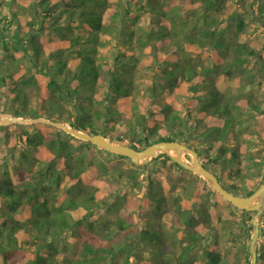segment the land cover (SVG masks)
I'll return each instance as SVG.
<instances>
[{"label":"trees","instance_id":"1","mask_svg":"<svg viewBox=\"0 0 264 264\" xmlns=\"http://www.w3.org/2000/svg\"><path fill=\"white\" fill-rule=\"evenodd\" d=\"M225 1L0 0V111L58 120L134 148L182 142L198 152L225 189L247 196L261 184L264 170L255 186L244 189L248 175L231 166L245 154L251 171L264 167V157L249 152L264 146V98L233 99L225 93L238 77L247 94L256 84L264 96V42L241 40L248 21H261L264 31V0H238L241 6L224 26ZM192 10L197 16L190 25ZM126 21L136 38L127 36ZM201 52L210 66L193 61ZM150 66L155 68L151 81L140 90L137 74ZM31 90L37 92V106L27 109ZM136 93L144 97L141 104ZM246 113L255 128L248 152L238 146V132L248 125ZM115 125L125 134L112 136ZM203 125L194 135V127ZM14 127L26 149L0 170V264H196L193 250L200 248L202 232L210 231L217 241L212 224L221 219L220 206L231 205L211 187L194 175L193 183L180 185L170 197L165 191L176 186L166 168L161 169L165 179L139 175L138 169L159 158L163 166L168 161L185 170L168 156L159 154L132 170L112 168L101 157L108 151L52 125ZM190 135L201 138L199 148L189 143ZM121 176L143 195L128 215L113 216L133 205L111 186ZM168 199L174 209L165 206ZM76 209L83 213L73 218L70 211ZM237 211V227L230 232L237 252L228 256L204 248L197 264L249 263L254 212ZM145 215L154 221L162 217L170 229L145 226ZM256 264H264V236Z\"/></svg>","mask_w":264,"mask_h":264},{"label":"rangeland","instance_id":"2","mask_svg":"<svg viewBox=\"0 0 264 264\" xmlns=\"http://www.w3.org/2000/svg\"><path fill=\"white\" fill-rule=\"evenodd\" d=\"M198 1L199 0H194L195 3H197ZM240 3L241 2H238V0H226L225 1V5L222 11V18H223L222 25L226 26L228 23L231 22L229 17L233 12L236 11L235 9H237L238 6H241ZM196 16L197 15L195 14L194 10L190 11V18L188 19L189 20L188 22L190 23V25L193 24V21H195ZM134 28L135 27L133 25H130L127 21L123 25V29L130 30L127 36H133V39L136 38V34H137ZM188 35H190V32H188ZM104 39H105L104 37L101 38L102 41ZM250 39L251 41H257L258 43L264 42V31H263V26H261V21L257 23L253 21H248L245 33L243 37H241V40L244 41V40H250ZM109 41L112 44L116 42L115 38L113 37L110 38ZM136 53H138L137 50H136ZM142 55L147 57L146 53H142ZM196 58L199 59V61L203 62L205 65H209V66L211 65V60L209 59L208 55L204 52H201L199 56L193 54V61H196ZM154 71H155L154 67H151V66L143 67L140 70V72L137 74L136 84L138 85L140 90H145V88L148 86L149 82L151 81V77L153 76ZM216 80L219 81L220 78L217 77ZM31 91L32 93L28 95L30 97V100H29V105L27 109H32L37 106L36 101H35L37 92L34 90H31ZM253 91H254L253 94H247L248 93L247 89L243 87V80L239 79L238 77H234L233 79L229 81V84L226 87L225 94H227L229 97L233 99L244 98V97L250 96V98L253 97L255 101H263L262 98H264V96L261 95V92H258L256 90V84H254ZM164 96H160L159 98H157V101L161 102L164 99ZM135 101H137L138 104H141L144 101L143 95L136 93ZM12 106L15 107L17 106V104H14ZM1 112L9 113L7 111H1ZM63 113H64L63 117H65L66 113L64 111ZM248 116H249V113H246L245 119L248 120L246 122L248 123V125L247 124L244 125L245 126V130L243 129L244 133L238 132V142H239L238 146H240L241 144L245 152L249 151V148L246 145L247 139L252 137L253 134L255 133V128L253 124L251 123L252 121H249ZM24 118H31V117H24ZM14 125L15 124H10L7 126H0V127H7L5 129H0V170L4 168V162H7L8 164H10L12 160L13 161L17 160L20 153L22 152V149L23 150L26 149L25 147L26 145L23 142L24 137L23 138L18 137L16 133V128L14 127ZM203 128H204V125L197 127V128L194 127V132H195L194 135H196L199 131H202ZM48 131L51 134H55L56 132L52 128L48 129ZM5 133H7L9 136L6 140L4 139ZM124 134H125V130L123 127H120V125H115L114 130L111 132L112 136L114 135L121 136ZM200 139L201 138L197 136H193V135H190L188 137L189 143L192 146L197 147V148H199V145L201 143ZM249 152H251L252 154H256V158H261V157L263 158L264 157V146L262 145V146H258L257 148H252ZM244 156L245 154L241 155L239 164L237 165L234 164L231 167H232V171H237V169L239 168L238 170H240L242 174L246 173L248 175V177L243 178L245 184L242 185L244 189L245 188L248 189L256 185V182H257L256 179H258V177L260 176L259 171L264 170V167L257 168L256 171L254 170L251 171L250 162L247 159H245ZM101 157H104L108 165L111 166L112 168L121 167L123 169H128V170L136 169L133 166L134 164L128 158L126 159V157L120 158L119 155H116L113 153H109V155L102 154ZM162 162H163V159L159 158L154 163H152L148 168L138 169V172L142 178H145V176L151 173L152 175L155 176L153 178L159 177L161 179H165V176L162 174L161 169L166 168L167 173H168V178H169L168 180L174 183L173 186H176L172 192L169 190L165 191L167 196L171 197L172 195H175V193L180 190V187H179L180 185L186 186L188 184H191V182L193 183L195 181L193 173L178 169L175 166H171L169 165L168 161L166 162L165 166H163ZM220 167H221L220 165H217V169H219ZM199 181L203 182L200 179ZM111 186L114 192L126 195L128 202L133 204L131 205L132 207L130 206V207L122 208V210L119 213L113 214V216L128 215L130 211L132 210V208H134L135 205L139 203V198H141L140 195H143V189L140 192V190L132 188L130 183L123 176L118 178V180L113 179L111 181ZM213 196L214 194L212 193L209 198L210 202H212V200L214 199ZM174 205H175V202L172 199H168L165 206L168 208V210H171L175 208ZM220 208L221 209L219 211V214H220L221 219L212 224V226H214L215 229L211 231L216 235L217 241L215 242L212 241L213 238L207 235V234H212L210 233V231L202 232V237L199 239L200 248L199 249L195 248L193 250L197 256L196 262H194L196 264L198 262H202L201 254L203 253L204 248H209L211 250H218V252L221 250H225L226 251L225 254L228 256H231L232 254L237 252V250L239 249V247H236L238 246L236 241L232 238V236H230L231 235L230 232L234 230V228L237 227L236 223H237V217L239 218L240 216L239 212L237 211L235 207H232V205L230 207L226 204H222ZM82 213H83V210L81 209L70 211V214L73 218H78L79 216L82 215ZM248 213H251V212H248ZM245 218H247V216ZM153 221H154L153 217H150L149 215L148 216L145 215V217L142 219V223L147 227L153 228L159 225L165 229H168V228L170 229L169 222L163 219L162 217L160 218L159 221H154V223H151ZM263 222H264V215L260 223V232L258 235L259 242L264 236ZM249 245H250V240H249ZM173 250L178 252L179 247L175 246ZM238 252L240 253V251ZM248 253H249V246H248ZM143 255L148 256L149 253L145 250L143 252ZM240 256L242 257L241 253H240Z\"/></svg>","mask_w":264,"mask_h":264},{"label":"water","instance_id":"3","mask_svg":"<svg viewBox=\"0 0 264 264\" xmlns=\"http://www.w3.org/2000/svg\"><path fill=\"white\" fill-rule=\"evenodd\" d=\"M43 123L55 127L62 132L74 137L77 140L91 143L96 148L108 153L127 157L135 166H145L149 164L159 154L168 156L183 169L193 173L198 179L202 180L225 201L236 209L246 212H254L252 219V229L249 245V263H257V250L259 244L260 223L264 215V178L261 184L249 195H236L225 189L216 174L204 167L200 162L199 154L191 146L178 141H159L151 143L143 148H134L112 140L102 134H91L70 126L67 123L53 120L46 117L24 118L15 116L11 113L0 111V126L10 124L31 125Z\"/></svg>","mask_w":264,"mask_h":264}]
</instances>
